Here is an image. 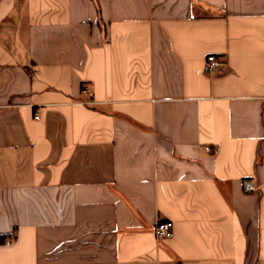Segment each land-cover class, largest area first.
Wrapping results in <instances>:
<instances>
[{"label": "crops", "instance_id": "1", "mask_svg": "<svg viewBox=\"0 0 264 264\" xmlns=\"http://www.w3.org/2000/svg\"><path fill=\"white\" fill-rule=\"evenodd\" d=\"M0 264H264V0H0Z\"/></svg>", "mask_w": 264, "mask_h": 264}, {"label": "built area", "instance_id": "2", "mask_svg": "<svg viewBox=\"0 0 264 264\" xmlns=\"http://www.w3.org/2000/svg\"><path fill=\"white\" fill-rule=\"evenodd\" d=\"M206 71L208 73H215L216 71L221 72L226 68V61L220 59L218 54H208L206 58ZM85 92L88 94V103L92 102V90L90 88L85 87ZM86 102V103H87ZM36 118L39 117V114H36ZM208 151H213V148L210 145H205L204 146ZM243 190L246 192L248 191H255L259 188V186L251 179V178H246L243 180L242 183ZM173 228H174V221L172 220H162V222H159L154 230L155 235L160 238H171L173 237ZM7 243H11V239H7Z\"/></svg>", "mask_w": 264, "mask_h": 264}]
</instances>
